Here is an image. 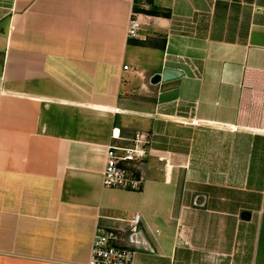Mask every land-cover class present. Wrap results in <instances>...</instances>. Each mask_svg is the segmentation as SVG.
Returning <instances> with one entry per match:
<instances>
[{"label": "crops", "instance_id": "obj_1", "mask_svg": "<svg viewBox=\"0 0 264 264\" xmlns=\"http://www.w3.org/2000/svg\"><path fill=\"white\" fill-rule=\"evenodd\" d=\"M152 1L0 0V264H88L99 227L133 264H264V0ZM137 132L144 187H106Z\"/></svg>", "mask_w": 264, "mask_h": 264}, {"label": "built area", "instance_id": "obj_2", "mask_svg": "<svg viewBox=\"0 0 264 264\" xmlns=\"http://www.w3.org/2000/svg\"><path fill=\"white\" fill-rule=\"evenodd\" d=\"M132 17L129 25V37L137 38L140 23ZM128 69V66L124 67ZM3 79L0 77V96ZM197 125L199 121H192ZM130 145L110 144L106 152V165L103 183L106 187L139 191L146 181L145 159L149 155L151 136L137 132ZM141 215L136 214L130 221L129 231L137 230ZM121 231L99 227L96 231L88 264H133L135 251L130 245L122 244Z\"/></svg>", "mask_w": 264, "mask_h": 264}, {"label": "water", "instance_id": "obj_3", "mask_svg": "<svg viewBox=\"0 0 264 264\" xmlns=\"http://www.w3.org/2000/svg\"><path fill=\"white\" fill-rule=\"evenodd\" d=\"M182 75H183L182 71L167 67L163 70L162 74L155 76V80H157V82L167 83V82H170L172 80L179 78ZM135 231H136L135 229H132L129 238L133 237V234L135 233Z\"/></svg>", "mask_w": 264, "mask_h": 264}, {"label": "trees", "instance_id": "obj_4", "mask_svg": "<svg viewBox=\"0 0 264 264\" xmlns=\"http://www.w3.org/2000/svg\"><path fill=\"white\" fill-rule=\"evenodd\" d=\"M140 0H136V5H134V12L135 13H144V14H153V15H158L160 14L161 12L159 11V8L158 7H153L152 9H147L145 7H140L138 5ZM149 2H153L152 0H148ZM167 15H170V14H167Z\"/></svg>", "mask_w": 264, "mask_h": 264}, {"label": "rangeland", "instance_id": "obj_5", "mask_svg": "<svg viewBox=\"0 0 264 264\" xmlns=\"http://www.w3.org/2000/svg\"><path fill=\"white\" fill-rule=\"evenodd\" d=\"M139 3H140L139 5L142 4L141 2H139ZM136 14H139V13H136ZM138 16H139V15H136L135 17H136V19L139 21V23H140V29H141L142 22L139 20Z\"/></svg>", "mask_w": 264, "mask_h": 264}]
</instances>
